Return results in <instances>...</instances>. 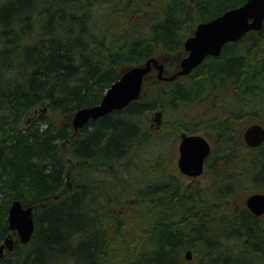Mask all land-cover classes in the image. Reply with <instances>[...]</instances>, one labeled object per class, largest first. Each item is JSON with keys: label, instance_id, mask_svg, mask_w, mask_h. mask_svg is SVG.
Returning <instances> with one entry per match:
<instances>
[{"label": "trees", "instance_id": "obj_1", "mask_svg": "<svg viewBox=\"0 0 264 264\" xmlns=\"http://www.w3.org/2000/svg\"><path fill=\"white\" fill-rule=\"evenodd\" d=\"M134 1L0 0V244L12 201L33 207L34 222L31 240L0 264H264L262 218L227 209L247 179L264 191V142L247 147L234 127L264 106V23L164 92H147L146 76L137 100L78 131L52 119L97 105L150 58L171 76L192 35L186 24L246 0ZM43 104L50 114L38 113ZM198 108L201 119L190 122L186 110ZM157 111L182 133L205 124L212 132L213 175L193 196L180 194L165 170L167 140L143 120ZM72 169L75 186L65 188ZM193 197L207 211L193 208ZM130 209L146 214L136 233Z\"/></svg>", "mask_w": 264, "mask_h": 264}, {"label": "water", "instance_id": "obj_2", "mask_svg": "<svg viewBox=\"0 0 264 264\" xmlns=\"http://www.w3.org/2000/svg\"><path fill=\"white\" fill-rule=\"evenodd\" d=\"M264 23V0H246L242 5L231 8L221 15L199 23L192 35L184 40L185 56L179 62V69L171 76L164 75V66L155 58H150L143 65L134 66L124 71L105 91L101 101L92 107L81 108L74 113L72 126L75 131L91 120H97L113 111L124 109L130 102L140 97L145 77L154 69L157 78L173 81L177 77L189 75L207 57H217L227 43H235L250 31H260ZM162 113L155 112V119L160 124ZM242 139L247 147L256 148L264 142V127L259 123L248 125L242 132ZM176 166L178 171L189 178L203 174L204 163L211 153L210 142L200 134L182 133L177 146ZM245 207L256 216H264V193L247 196ZM8 230L0 245V252H11L17 244H27L34 233L33 207H24L18 200L11 202L8 211ZM14 233L16 239L11 234ZM185 259H191L187 251Z\"/></svg>", "mask_w": 264, "mask_h": 264}, {"label": "rangeland", "instance_id": "obj_3", "mask_svg": "<svg viewBox=\"0 0 264 264\" xmlns=\"http://www.w3.org/2000/svg\"><path fill=\"white\" fill-rule=\"evenodd\" d=\"M132 1H134V0H132ZM133 5H134V7H138L137 1H134ZM196 25L190 21L186 24V28L190 29V31L193 33V31L196 28ZM189 36H190V34L187 33L186 38ZM258 50H260L259 52L264 53V46H259ZM256 54H257V52H256ZM180 60H181V58L175 59V61H176V63H178V65H179ZM147 78H148L147 92L150 90L151 91L155 90L157 92H164L165 91V88L167 87L168 82L159 80L157 78L156 70H152V73L150 75H148ZM37 109H38L39 114H50V112L47 111L46 105H44V104L38 106ZM186 111L188 114V119L191 120L190 122H194V121H198L201 119L200 117L198 118L199 115H197V113L204 111V109L198 108V109H194L192 111H190V110H186ZM203 113L204 112H202L200 114H203ZM51 116H52V119L54 122H56L59 125H68L72 129V131L75 132L73 129V126H72V119H73L74 113L69 114V115L52 114ZM158 119H160V121H161L160 124H158L157 120L155 119V113H150V114L146 113L143 116V120L146 122L147 126L151 129V131L153 132V135L163 134L164 140H167L166 141L167 142V145H166L167 146L166 162L164 164L165 170L166 171L169 170L170 177L175 178V180L178 182L180 194H182V195L187 194L188 196H193L194 193L200 192V190L203 189L207 185L209 177L213 175V173H211L210 169L206 165V160L208 157L205 160L204 172L201 176L196 177V178H189V177L182 175L177 169L176 161H177V157H178L177 146H178V142H179V136L183 131L178 129L176 124H172V123L166 124V120L163 118V115L161 116V118H158ZM250 120L255 121L256 123H260L264 127V106L256 108L255 111L251 112L247 117L241 119L240 121H236L235 125H234L235 130H237L238 133L242 134L244 128L247 127V122ZM200 126L197 128H201ZM206 126H208V125L205 124V126H203L200 129L201 131H198L196 133L204 136L210 142L211 148H212L214 146L213 135H212V132L209 131V129H205ZM62 144L63 143H60V146L62 147V149L67 151V148L65 146H63ZM70 166H72V165H70ZM72 170H73V172L70 171V173L68 174V176L65 180V188L73 189L75 186L77 175H76V172L74 171V169H72ZM126 176H127V174H126ZM253 193H264V191H262L260 189H256L250 183V181H248V179H247V182L242 186V189L240 190L239 193H237V196L231 200L230 204H228L227 209H231V208L232 209H238V208H241L243 206L245 207V200H246L247 196H249ZM191 204H192L193 208H195L196 210L197 209L199 211L201 210L200 212H202L203 210L207 211V208L209 207L208 204L202 203L196 197L192 198ZM136 210H138V208ZM132 211L133 210L130 209V215H131L130 217L131 218L133 217L131 219L130 231L133 230L134 233H136L138 230L137 228L140 227V223H143V220L146 218L145 217L146 214H145L144 210H141L139 212L142 215H136ZM139 217H141V221H140ZM261 218L264 221V216H261ZM14 239H16V237H14ZM187 251L191 252V259L190 260L185 259V260L186 261L194 260L196 257V253H194V251H192V250H186L185 254ZM185 254H184V258H185ZM3 255H8L6 249H4L2 252H0V256H3Z\"/></svg>", "mask_w": 264, "mask_h": 264}]
</instances>
